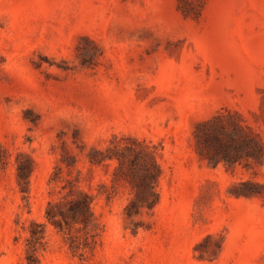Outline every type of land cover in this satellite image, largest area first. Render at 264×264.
<instances>
[{
    "label": "rangeland",
    "instance_id": "rangeland-1",
    "mask_svg": "<svg viewBox=\"0 0 264 264\" xmlns=\"http://www.w3.org/2000/svg\"><path fill=\"white\" fill-rule=\"evenodd\" d=\"M228 111L264 145V0H0V264H28L32 221L37 264H264V159L228 169L196 150L197 124ZM115 138L155 150L152 211L129 213L116 161L90 162ZM67 180L96 196L85 259L45 218Z\"/></svg>",
    "mask_w": 264,
    "mask_h": 264
},
{
    "label": "trees",
    "instance_id": "trees-1",
    "mask_svg": "<svg viewBox=\"0 0 264 264\" xmlns=\"http://www.w3.org/2000/svg\"><path fill=\"white\" fill-rule=\"evenodd\" d=\"M195 145L201 160L216 167L223 163L228 169L238 165L251 168L261 165L264 159V145L253 130L242 123L241 116L228 111L219 112L211 119L197 124L194 131ZM105 151L94 149L90 155L92 164L101 165L107 161H116L113 183L124 180L133 190V196L127 206L130 214L139 215L143 210L152 211L159 203L157 184L162 174L155 150L136 139L128 138L133 145H122L116 141ZM0 162L7 165L8 153L1 150ZM67 167L73 166L66 163ZM34 169L31 158L28 163L17 165V177L22 192H28L30 177ZM57 169L62 170L60 166ZM59 172L52 176L51 182L59 180ZM240 191L234 193L240 197H254L255 191L247 189L251 183L239 184ZM96 196L82 189L78 182L67 180L58 191V198L47 203L45 218L64 237L73 256L87 258L92 253L101 236L100 224L93 211ZM111 200L112 197L108 196ZM47 235V224L31 222L30 235L27 238L26 259L28 264L39 262L38 253L43 250Z\"/></svg>",
    "mask_w": 264,
    "mask_h": 264
}]
</instances>
